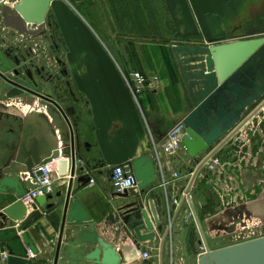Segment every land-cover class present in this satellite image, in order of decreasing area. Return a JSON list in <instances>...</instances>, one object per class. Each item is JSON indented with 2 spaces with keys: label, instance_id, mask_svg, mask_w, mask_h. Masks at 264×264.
Instances as JSON below:
<instances>
[{
  "label": "crops",
  "instance_id": "1",
  "mask_svg": "<svg viewBox=\"0 0 264 264\" xmlns=\"http://www.w3.org/2000/svg\"><path fill=\"white\" fill-rule=\"evenodd\" d=\"M50 15L58 43L65 50L77 98L69 116L80 141L82 161L78 163L85 166L79 175L90 176L89 181H74V195L101 227L100 234L120 250V264H168L170 233L163 248L159 242L139 244L122 222L113 199L116 191L111 182L112 169L129 165L142 155L152 156L149 129L163 144L170 128L190 111L169 48L174 44H216L264 35V0H51ZM17 41L20 36L8 39ZM135 72L150 81L156 79L154 86L143 85L136 98L124 77L136 88L138 84L132 77ZM24 83L32 84L30 80ZM2 113L34 117L44 131L35 134L49 137L52 131L58 135L68 131L60 114L52 112L46 102L0 77ZM0 131V148L9 141L13 144L15 136L9 129ZM244 141L249 145V156L238 155L236 161L237 149ZM218 155L223 167L218 175L205 166L199 170L188 195L190 202L184 196L199 160L206 154L192 158L183 148L176 155H163L169 180L172 234L177 240L178 257L174 264H180L184 256L192 264V242L197 237V248L207 242L205 230L229 236L235 225L255 229L264 225V107ZM26 175L29 188L33 185ZM53 180L52 193L56 194L66 179L55 173ZM129 191L138 193V186ZM152 191L162 196L168 228L166 196L159 176ZM179 199L181 203L173 208ZM40 210L43 216L29 228L40 254H30L29 258L9 255L5 260L0 254V264H53L62 208ZM142 247H146L149 258L143 257ZM203 252L202 248L199 256Z\"/></svg>",
  "mask_w": 264,
  "mask_h": 264
},
{
  "label": "water",
  "instance_id": "2",
  "mask_svg": "<svg viewBox=\"0 0 264 264\" xmlns=\"http://www.w3.org/2000/svg\"><path fill=\"white\" fill-rule=\"evenodd\" d=\"M50 6L51 0H18L0 11L3 31L10 30L12 38L20 36L18 44L13 45L0 32V77L53 104L68 127L65 133L52 131L48 137L35 134L43 128L34 117L6 115L18 130L12 133L16 137L13 144L9 141L0 148V253L5 249L10 256L21 258L39 255L29 228L43 216L40 208L46 212L62 208L53 264H120V250L100 234L101 227L74 195V181H89L90 176L79 175L85 169L78 163L82 161L79 136L69 111L54 98L61 87L55 79L32 76L28 69L35 61L31 46L23 43L47 37L53 28ZM169 56L190 108L182 119L183 146L192 158L206 154L193 172L186 192L189 194L204 163L264 107V36L216 44H174ZM8 74H25L32 84L26 85L24 80L22 84ZM53 158H59V176L66 179L63 189L39 196L27 205L22 200L27 191L24 175L39 176L34 169ZM129 166L139 192H116L113 199L117 212L139 244L159 242L163 248L169 230L165 228L162 196L152 191L158 181L154 159L142 155ZM205 246L198 264H264V235L217 249ZM141 252L146 253V247Z\"/></svg>",
  "mask_w": 264,
  "mask_h": 264
},
{
  "label": "built area",
  "instance_id": "3",
  "mask_svg": "<svg viewBox=\"0 0 264 264\" xmlns=\"http://www.w3.org/2000/svg\"><path fill=\"white\" fill-rule=\"evenodd\" d=\"M18 0H0V11L3 6L6 5H14L17 3ZM0 28H1V20H0ZM129 88L131 89L133 95L136 98V94L140 91L141 87L145 84L149 86H154L156 83V79L150 81L148 78L143 76L141 73L135 72L132 74V77L137 82L138 87L132 86L130 79L124 75ZM185 133V126L183 121L176 123L174 126L170 128L167 133L166 139L163 144H159L155 137L153 136L152 132L149 129V136L152 145V157L154 159L157 174L160 179V184L163 190L165 191L166 196V207L168 213V223H169V233L172 234V216H171V204L169 198L167 196V187L169 184L168 176L165 172L164 162H163V155H176L179 153L180 150L184 148L183 146V135ZM58 163L59 158H53L48 162H44L39 164L35 169L34 172H40V175L37 177L31 176L29 173L26 175V179L32 182L31 187L27 188L25 195L22 197V200L27 204L30 205L37 197L44 196L49 193L53 192L54 187V174L58 173ZM220 164V157L218 156V152L212 155L205 163L204 166L210 171L213 172ZM178 173H174V177H178ZM94 183V180H91ZM111 182L114 190L116 192H124L126 190H131L137 188L138 182L136 177L133 173L132 168L129 165H118L112 169L111 174ZM189 194H185L184 198L187 202H190L191 197L188 196ZM181 203V200H175L174 204L178 205ZM203 250L206 252V246L202 245ZM203 252V253H205ZM202 253V254H203ZM1 259L5 260L9 254L6 250L1 251ZM143 257L149 258L150 255L148 252L143 254Z\"/></svg>",
  "mask_w": 264,
  "mask_h": 264
},
{
  "label": "flooded vegetation",
  "instance_id": "4",
  "mask_svg": "<svg viewBox=\"0 0 264 264\" xmlns=\"http://www.w3.org/2000/svg\"><path fill=\"white\" fill-rule=\"evenodd\" d=\"M53 28L50 30L47 37L43 38L42 41H38V39L33 40L29 43L25 41L23 43L24 46L32 48L33 58L35 63L32 65H29L28 69L31 71L32 76L34 77H44V78H51L55 79L57 83H59V86L61 89H59V92L56 96H54L55 100L58 101V103L65 109H67L71 114L74 109L75 101L77 100L73 86H72V80L70 77V73L68 70V67L65 62V50L62 48L57 40V33H56V27L54 25V22L52 21ZM0 32H2V35H5L8 39H12V32L10 30H4L0 28ZM264 36V35H261ZM25 40V39H24ZM8 44L17 45L18 42H8ZM7 44V45H8ZM48 62L51 63L48 64ZM10 76L14 80L22 83V81L29 80L27 75H7ZM23 84V83H22ZM40 92H44L42 89H39ZM49 105V109L52 110V112H56V108L53 104L50 102H47L43 100ZM5 114H0V129H9L10 133L16 132L18 129L15 127L14 123L11 121H8L6 119ZM4 116V117H3ZM72 122V121H71ZM6 127V128H5ZM257 131V130H256ZM255 131V132H256ZM1 132V131H0Z\"/></svg>",
  "mask_w": 264,
  "mask_h": 264
},
{
  "label": "rangeland",
  "instance_id": "5",
  "mask_svg": "<svg viewBox=\"0 0 264 264\" xmlns=\"http://www.w3.org/2000/svg\"><path fill=\"white\" fill-rule=\"evenodd\" d=\"M262 113H263V111H262ZM247 149H249V145H247L246 141H244L243 144L239 145V147L237 149V152H239V154H236V155L242 156V154H243V156L248 158L249 155L247 154ZM218 156L220 157V155H218ZM238 158H239V156L237 157L236 161L239 160ZM241 160H246V159L241 158ZM223 164H224L223 160L220 157V164L217 166V168L213 172L218 175V173L220 172L219 170H221V168L223 167ZM232 229L233 230H231V231H233V233L230 234L229 236L214 235L213 233L210 234L208 231L205 230L206 233H204V237L207 240V244L209 245V248L210 249H212V248L217 249V248L224 247L225 245L228 246V245L240 243L243 241L253 239L254 237H259V236L264 235V225L263 224H262V227L257 228V229H255V227L254 228H251V227L242 228V227H238V225H235ZM196 230H197V228H196ZM196 239H197V237L194 239V242H192V252L190 253L191 258H192L191 259L192 264H198V259L201 256V255L199 256V253L202 251L201 245H204V243H202L197 248V242L195 241ZM200 240L203 241L202 238ZM166 250H167V253L169 254L168 264H174V261L177 262V259H176L178 257L177 256L178 255L177 240L173 234L169 235ZM189 261H190L189 258L184 256L182 258L180 264H189ZM175 264H177V263H175Z\"/></svg>",
  "mask_w": 264,
  "mask_h": 264
},
{
  "label": "bare ground",
  "instance_id": "6",
  "mask_svg": "<svg viewBox=\"0 0 264 264\" xmlns=\"http://www.w3.org/2000/svg\"><path fill=\"white\" fill-rule=\"evenodd\" d=\"M207 244V242L206 241H204V245H206Z\"/></svg>",
  "mask_w": 264,
  "mask_h": 264
}]
</instances>
